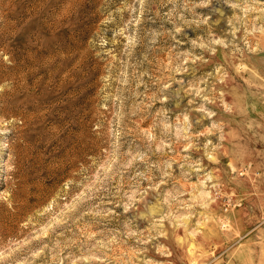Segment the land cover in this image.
Here are the masks:
<instances>
[{
	"label": "rangeland",
	"instance_id": "374dc122",
	"mask_svg": "<svg viewBox=\"0 0 264 264\" xmlns=\"http://www.w3.org/2000/svg\"><path fill=\"white\" fill-rule=\"evenodd\" d=\"M0 264H264V0H0Z\"/></svg>",
	"mask_w": 264,
	"mask_h": 264
}]
</instances>
